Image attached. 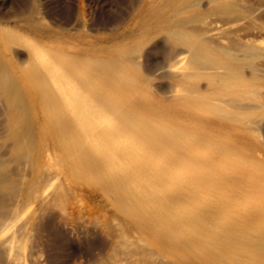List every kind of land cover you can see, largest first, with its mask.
Returning a JSON list of instances; mask_svg holds the SVG:
<instances>
[{
    "label": "bare ground",
    "instance_id": "6f19581e",
    "mask_svg": "<svg viewBox=\"0 0 264 264\" xmlns=\"http://www.w3.org/2000/svg\"><path fill=\"white\" fill-rule=\"evenodd\" d=\"M255 1L177 3L178 22L164 32L180 48L169 65L179 83L157 107L133 58L137 51L118 59L58 51L47 57L37 42L27 43L29 63L18 73L30 96L25 116L36 127V167L46 175L58 167L59 175L97 185L112 212H103L113 221L108 226L119 230L110 264H176L168 261L172 255L192 264L223 244L253 252L264 231V204L246 203L240 194L264 193V143L255 136L264 122V39L258 37L264 2ZM151 26H144L146 35ZM51 188L30 192L0 215V264H28L35 206L42 209ZM230 188L240 194L230 204L220 201Z\"/></svg>",
    "mask_w": 264,
    "mask_h": 264
},
{
    "label": "rangeland",
    "instance_id": "374dc122",
    "mask_svg": "<svg viewBox=\"0 0 264 264\" xmlns=\"http://www.w3.org/2000/svg\"><path fill=\"white\" fill-rule=\"evenodd\" d=\"M174 1L0 0V215L18 207L21 197L26 202L30 192L41 194L52 187L51 198L45 201L42 209L40 205L35 206L39 214L27 240L28 264H110L109 251L119 230L115 225H110L111 229L108 226L113 221L103 212L107 211L108 215L112 212L99 198L95 183L78 180V175H59L58 167L52 170V175L36 167L37 140L33 133L36 127L33 120L26 117L29 116L30 96L18 73L29 63L27 43L37 42L47 57L58 51L65 55L83 53L91 58L112 56L118 59L124 51H137L133 58L140 65L141 74L152 84L149 93L157 107L161 101L174 97L179 83L169 65L176 60L180 48L169 41L164 32L177 23L180 16H172L173 8L181 0ZM257 2L264 1H255V6L261 4ZM158 14L169 20L155 19ZM258 19L264 27L263 10ZM147 24L154 28L149 35L144 33ZM3 31L15 38L10 39ZM258 37L264 39V33ZM255 134L263 144L264 122L256 128ZM259 158L264 166V155ZM55 183V187L60 188H54L53 192ZM248 189L241 194L227 189L220 201L230 204L234 196L240 194V199L246 203L264 204V193L254 196ZM215 247L210 248V253L203 250L191 263L239 264L242 259L240 264H264V231L254 243L250 256L246 249L231 246L228 249L224 244L220 249ZM219 257L224 259L217 260ZM168 258L170 263L181 264L174 255Z\"/></svg>",
    "mask_w": 264,
    "mask_h": 264
}]
</instances>
